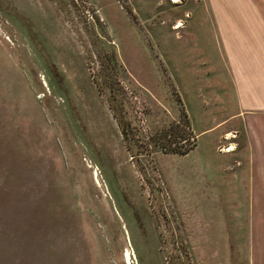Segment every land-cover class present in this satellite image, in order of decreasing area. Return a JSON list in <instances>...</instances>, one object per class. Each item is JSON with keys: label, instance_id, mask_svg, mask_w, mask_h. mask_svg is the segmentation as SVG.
<instances>
[{"label": "rangeland", "instance_id": "1", "mask_svg": "<svg viewBox=\"0 0 264 264\" xmlns=\"http://www.w3.org/2000/svg\"><path fill=\"white\" fill-rule=\"evenodd\" d=\"M245 4L264 8L0 0V264H257L264 204L236 179L264 115L239 107L230 57L263 53L264 25ZM186 118L189 153L148 143Z\"/></svg>", "mask_w": 264, "mask_h": 264}, {"label": "crops", "instance_id": "2", "mask_svg": "<svg viewBox=\"0 0 264 264\" xmlns=\"http://www.w3.org/2000/svg\"><path fill=\"white\" fill-rule=\"evenodd\" d=\"M235 4L234 2L226 3L224 6L225 10L222 11L223 14H225L224 17L220 15L217 18H212V20H214L218 26H229L231 19L228 18V12L232 7L238 10ZM245 5L247 10L253 11L254 15L258 17L255 19L262 20L263 23H260V26H263L264 8L260 6H251V4ZM260 51L261 50H256L244 53L241 56L238 55L234 57V59L230 57L231 67L234 71V78H232V80L238 98V105L242 109L244 115L249 114L248 120L252 117H262L261 115H264V52L261 53ZM249 134L251 140L252 133ZM260 134H258L257 137L255 134L253 135L252 139L257 142L258 147H255L251 152V159L247 160L246 158L244 160L245 163H243V165L245 166L242 165V169L240 170L243 174L240 175L239 173L238 176L240 175V178L236 179V181H242V187L244 189L243 194L237 197L238 202L257 204L258 209H262L264 204V135L262 133ZM263 212H253L252 216L247 212L249 226L248 235H250L251 239L254 235L253 262L255 259L257 264H264Z\"/></svg>", "mask_w": 264, "mask_h": 264}, {"label": "trees", "instance_id": "3", "mask_svg": "<svg viewBox=\"0 0 264 264\" xmlns=\"http://www.w3.org/2000/svg\"><path fill=\"white\" fill-rule=\"evenodd\" d=\"M122 129L124 139L127 141L132 140L133 137H131V134L133 129H130V125L124 124ZM191 139L193 140L191 141ZM147 141L149 144L153 143L158 146L165 153L180 155L189 153L196 146L195 135H193V131L187 118L172 124L167 129L157 131Z\"/></svg>", "mask_w": 264, "mask_h": 264}, {"label": "bare ground", "instance_id": "4", "mask_svg": "<svg viewBox=\"0 0 264 264\" xmlns=\"http://www.w3.org/2000/svg\"><path fill=\"white\" fill-rule=\"evenodd\" d=\"M174 1H178V0H174ZM233 148H229L227 149V151H231ZM127 258H129V255L126 256Z\"/></svg>", "mask_w": 264, "mask_h": 264}]
</instances>
